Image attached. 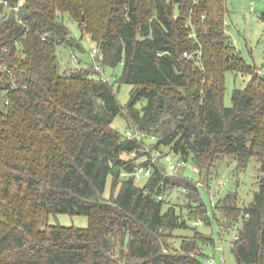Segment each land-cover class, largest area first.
Wrapping results in <instances>:
<instances>
[{
	"label": "trees",
	"instance_id": "16d2710c",
	"mask_svg": "<svg viewBox=\"0 0 264 264\" xmlns=\"http://www.w3.org/2000/svg\"><path fill=\"white\" fill-rule=\"evenodd\" d=\"M19 1L0 0V264H203L240 221L238 264H264V76L227 33V0ZM66 15L103 67L123 65L125 107L93 61L62 68L60 45L84 50ZM229 71L251 79L226 106ZM119 115L156 141L115 129ZM147 144L192 161L199 180L166 175L159 158L138 185L132 153ZM227 158L233 174L258 164L248 204L234 192L213 204ZM57 214L89 224H51Z\"/></svg>",
	"mask_w": 264,
	"mask_h": 264
},
{
	"label": "rangeland",
	"instance_id": "374dc122",
	"mask_svg": "<svg viewBox=\"0 0 264 264\" xmlns=\"http://www.w3.org/2000/svg\"><path fill=\"white\" fill-rule=\"evenodd\" d=\"M229 12L226 16L227 33L229 34L231 41L237 52H239L243 58L258 72L264 76V20L261 18V13L264 12V0H227ZM254 4L256 12H251V4ZM66 24L71 29L73 36L77 38L82 44L84 50L72 48L66 45H60L58 47V57L62 68L85 66L87 63L92 62L91 53L94 48H97L96 43L87 35H83L82 31L78 27L77 23L71 19L68 15L65 17ZM74 55L78 58V61H74ZM123 65L120 64L116 68L104 67L105 74L109 78L111 83H114L118 99L123 107H125L131 97L133 85L129 83H119L118 80L122 73ZM251 79L250 74H243L240 72L229 71L226 73V93L224 102L226 106L232 105V95L236 88H245ZM113 127L125 133L128 129V122L126 119L119 115L113 122ZM227 158L221 164L220 174L214 180L210 194L213 197V204L220 198L224 197L227 193L234 192L240 197L242 204H248L253 199L254 192L257 190V169L255 159H252L246 169L239 171L237 174H233L234 167L237 166V162L230 163ZM193 162L190 161L187 167H181L186 176L198 181L199 175L193 170ZM138 185H144L146 179H140ZM111 192L110 183L106 190V196H109ZM204 200L212 213V202L209 192L203 189ZM178 196V193H175ZM51 224H61L64 226H76L86 228L89 224L88 217L85 215H70V214H57L50 216ZM242 225L240 221L239 225L231 230L230 233H225L222 241L218 242L216 247L221 245L224 249L223 256L225 258V264H238L236 256L233 252L232 241L237 236V228ZM199 230L204 233H210L213 229L209 225L201 222ZM179 233L184 235H190V230H182ZM205 252L208 257L219 259V252L213 245L205 246ZM204 259L203 264H207V260Z\"/></svg>",
	"mask_w": 264,
	"mask_h": 264
},
{
	"label": "built area",
	"instance_id": "2783aa9c",
	"mask_svg": "<svg viewBox=\"0 0 264 264\" xmlns=\"http://www.w3.org/2000/svg\"><path fill=\"white\" fill-rule=\"evenodd\" d=\"M24 0L19 1V5L17 9H19L20 5L23 3ZM6 3V2H5ZM251 12H256L254 8V4H251ZM191 35H194L191 34ZM194 53H198V56L202 53V51H196ZM97 55H98V48H94V50L91 53L92 61L94 62L95 68L98 70L101 78L104 81L110 82L109 78L105 74L104 67L98 62L97 60ZM186 57H193V54H190V52H185ZM74 61H78V58L74 55ZM126 136L128 138H137L139 140H147L148 142H154L156 141V136L155 135H148L147 133L143 131H137L133 129H128L126 131ZM142 155L139 156L138 151H135L132 153V157H135L138 159V162L134 168V171L132 175L134 178L139 181L140 179H149L150 176L153 173V168L154 164L157 162V160L160 158L161 164L164 165L165 173L166 175H175L178 173L181 169V167H187L189 164L190 160L184 159L182 156L175 154L173 152H163L160 149H151L150 145L144 146L143 149H141ZM193 170L197 173L200 174V170L197 166H193ZM122 176H127V173H123ZM161 199L163 198L162 196L160 197ZM196 224H199V222H196ZM219 252V259L218 262L215 258L209 257L207 260V264H225V258L223 256V247L221 245L218 246L217 248Z\"/></svg>",
	"mask_w": 264,
	"mask_h": 264
},
{
	"label": "water",
	"instance_id": "95a60500",
	"mask_svg": "<svg viewBox=\"0 0 264 264\" xmlns=\"http://www.w3.org/2000/svg\"><path fill=\"white\" fill-rule=\"evenodd\" d=\"M262 14L264 15V12Z\"/></svg>",
	"mask_w": 264,
	"mask_h": 264
}]
</instances>
